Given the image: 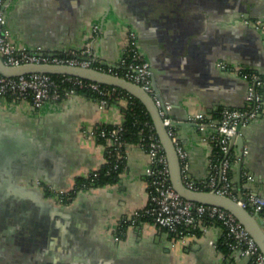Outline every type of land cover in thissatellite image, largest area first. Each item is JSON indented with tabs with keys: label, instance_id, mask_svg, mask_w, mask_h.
<instances>
[{
	"label": "crops",
	"instance_id": "obj_1",
	"mask_svg": "<svg viewBox=\"0 0 264 264\" xmlns=\"http://www.w3.org/2000/svg\"><path fill=\"white\" fill-rule=\"evenodd\" d=\"M4 11L17 42L58 50L79 46L89 21L101 20L97 51L107 64L120 53L121 28L134 29L178 119L202 111L215 121L221 107L244 105L246 81L218 61L264 72V35L253 22L263 18L264 0H8ZM126 105L123 95L101 105L75 93L38 108L0 97V264H251L238 249L218 247L223 232L216 224L181 240L140 221L115 238L122 218L146 202L149 157L138 142L127 141L116 182L81 188L69 203L32 184L40 178L70 188L75 176L98 167L104 142L84 132L121 122ZM178 131L187 175L206 178L214 127L183 124ZM241 131L247 150L230 165L233 186L264 197V109ZM230 146L238 155L235 142Z\"/></svg>",
	"mask_w": 264,
	"mask_h": 264
},
{
	"label": "built area",
	"instance_id": "obj_2",
	"mask_svg": "<svg viewBox=\"0 0 264 264\" xmlns=\"http://www.w3.org/2000/svg\"><path fill=\"white\" fill-rule=\"evenodd\" d=\"M6 3V0H0V56L4 63L17 65L27 62H41L93 66L139 84L152 96L155 104L159 107L163 124L175 145L180 160L181 177L185 185L193 189L214 190L217 193L228 195L250 212L262 217L264 221V197L252 191H243L238 194L230 174L231 163L240 158L239 155L231 152L230 141L242 132V127L248 121L257 117L264 109L262 102L264 72H258L237 64H228L223 60L216 63L219 69L232 72L246 81L245 101L241 107H221L215 121L207 117L202 111L188 114V119L196 122L199 129L206 126L214 127L210 137L212 148L217 146L221 154L219 159H215L212 151L209 160L210 171L207 177L194 181L187 175V152L177 138L175 129L170 124V117L160 108L162 101L151 83L152 69L140 47L134 29L126 28L123 30L118 58L114 64H107L103 63L97 51V42L103 30L101 20L92 22L89 33L86 37L84 35L81 46L67 50L48 48L40 44L29 46L17 42L5 26L4 9ZM244 20L248 21L247 18ZM254 21L264 34V19L256 18ZM61 75L60 81H57L51 73L47 72H28L10 76L0 72V97L11 102H24L38 108L48 100H56L77 93L76 88H86L97 92L96 99L101 105L106 103L110 97L123 95L127 99L131 95L126 90L124 92V89H118L114 85L74 75ZM60 82L69 84L68 88L61 89ZM167 108H169L168 103L165 104V109ZM144 125L148 131L145 136H141V143L139 142V144L149 157L145 168L147 197L145 204L133 209L122 218L123 221L128 222L127 226L140 222L141 217H146L147 219L143 221L166 228L175 234L174 238L185 240L187 236H197L194 231L195 227L200 226L203 229L208 224H216L221 227L225 243L229 249H238L247 254L251 264H264V253L233 213L219 205L186 199L173 188L170 182L166 154L156 134L153 122L151 124L145 121ZM123 132L124 127L119 122L109 128L98 126L89 128L85 130L84 134L88 137L103 138L104 150L114 157L115 167L125 159V150H121L126 145ZM239 150L246 153L247 143L243 142ZM105 161L106 158L103 155L102 163ZM99 166L91 170L94 175ZM246 178H250V175L247 174ZM32 184L47 192V198H54L60 203H69L79 190L74 185L70 188H56L40 178L32 179ZM115 238H120V235L116 234Z\"/></svg>",
	"mask_w": 264,
	"mask_h": 264
},
{
	"label": "water",
	"instance_id": "obj_3",
	"mask_svg": "<svg viewBox=\"0 0 264 264\" xmlns=\"http://www.w3.org/2000/svg\"><path fill=\"white\" fill-rule=\"evenodd\" d=\"M103 63L106 62L103 61ZM0 72L9 76L17 75L20 73H28V72H47L51 74L74 75L81 78L117 86L137 97L144 104L145 108L149 112L156 134L164 148L168 162V167H169L170 182L173 188L182 197L186 199L197 202L219 205L227 209L231 213H233L237 217V219L249 231V233L254 238L261 251L264 253V221L262 218H260L257 214L250 212L246 207L240 205L234 198L228 195L217 193L214 190L193 189L185 185L181 177L180 160L177 151L175 149V145L171 139V136L168 134L166 126L163 124L162 117L159 113V107L155 104L152 96L147 91H145L139 84L131 80H128L122 76H119L117 74H113L105 70L95 68L93 66L73 65L68 63H41V62L40 63L27 62L17 65H10L4 63L1 56H0ZM151 79H152L151 80L152 87L156 91L159 99L162 101L160 108L164 110L166 115L170 117L171 119L170 124L175 129V133L179 135L178 127L183 124L198 128L196 122L188 119V114L184 118L181 119L176 118L171 112V105L169 103H168L169 108L165 109L166 102H164L163 97L158 90V85L155 78V70L152 71ZM231 142H235L238 148L242 146L244 142V137L242 135V132L239 135H237L234 138V140L232 138L230 143ZM242 154H243L242 150H238V155L240 157L242 156ZM240 167H241V163L238 162L237 170H239Z\"/></svg>",
	"mask_w": 264,
	"mask_h": 264
},
{
	"label": "trees",
	"instance_id": "obj_4",
	"mask_svg": "<svg viewBox=\"0 0 264 264\" xmlns=\"http://www.w3.org/2000/svg\"><path fill=\"white\" fill-rule=\"evenodd\" d=\"M52 76L57 81H60V78L62 77L61 74H52ZM68 86L69 84L60 82L61 89L68 88ZM118 89L121 88L118 87ZM76 91L77 93L88 94L95 98L98 96L97 92L86 88H76ZM123 91L126 92L125 90ZM109 99H111V97ZM122 112H123V120L121 121V123L122 126L124 127L123 137L125 139V142L127 143V141H135L141 143V136L142 135L145 136L148 131L147 127L144 125V122L147 121L148 123L152 124V119L149 112L145 108L144 104L132 94L129 95V97L127 98V105L125 107H122ZM112 125L113 124H102V125H98V127L109 128ZM97 139L101 142H104L103 138L101 137H98ZM121 150L123 151L125 150L124 146L121 148ZM212 151L214 154L213 155L214 158L219 159L221 155L219 148L217 146H213ZM104 156L106 158V161L99 166L95 175L93 174V172L89 171L85 175L75 176L74 187L76 189L101 187L105 184H111L117 181V179L119 178V174L123 169L124 160L119 162L117 166L114 167V160H115L114 157L109 153H107V151L105 150H104ZM146 219H147L146 217H141L140 221ZM127 223L128 222L123 220L120 221V224L116 230L117 234H121L122 230L127 227ZM194 231L197 235H200L202 229L200 228V226H197L195 227ZM170 234L171 236H175V234H173L172 232H170ZM218 247L223 252H227L229 250L227 244L225 243L224 237H221L219 239Z\"/></svg>",
	"mask_w": 264,
	"mask_h": 264
},
{
	"label": "rangeland",
	"instance_id": "obj_5",
	"mask_svg": "<svg viewBox=\"0 0 264 264\" xmlns=\"http://www.w3.org/2000/svg\"><path fill=\"white\" fill-rule=\"evenodd\" d=\"M96 21V20H95ZM92 22L93 21H89V23H88V28H87V31H86V33H85V37L87 36V34L89 33V30H90V27H91V25H92ZM123 34V28H121V30H120V36ZM82 45V43L80 44V46Z\"/></svg>",
	"mask_w": 264,
	"mask_h": 264
},
{
	"label": "flooded vegetation",
	"instance_id": "obj_6",
	"mask_svg": "<svg viewBox=\"0 0 264 264\" xmlns=\"http://www.w3.org/2000/svg\"><path fill=\"white\" fill-rule=\"evenodd\" d=\"M258 19L263 20V19H264V16H263V18H258ZM254 20H255V19H254ZM246 22H249V20L246 21ZM253 22H255V21H253ZM257 27H258V26H257ZM260 30H261V29H260ZM135 32H136V31H135ZM136 34H137V33H136ZM263 35H264V34H263ZM263 43H264V38H263ZM41 190H42V189H41ZM42 192H44V193H43V194H44V197H45V196H46V197L48 196V195L46 194L47 192H45V191H43V190H42Z\"/></svg>",
	"mask_w": 264,
	"mask_h": 264
}]
</instances>
